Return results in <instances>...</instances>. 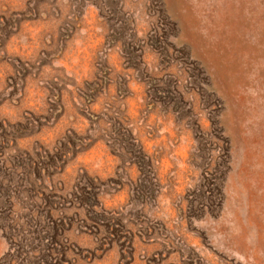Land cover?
Segmentation results:
<instances>
[{
    "label": "rangeland",
    "instance_id": "obj_1",
    "mask_svg": "<svg viewBox=\"0 0 264 264\" xmlns=\"http://www.w3.org/2000/svg\"><path fill=\"white\" fill-rule=\"evenodd\" d=\"M0 264H264V0H0Z\"/></svg>",
    "mask_w": 264,
    "mask_h": 264
}]
</instances>
